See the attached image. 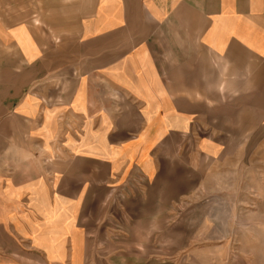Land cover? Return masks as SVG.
<instances>
[{
	"label": "crops",
	"instance_id": "0c3cea01",
	"mask_svg": "<svg viewBox=\"0 0 264 264\" xmlns=\"http://www.w3.org/2000/svg\"><path fill=\"white\" fill-rule=\"evenodd\" d=\"M264 144V0H0V264H250L209 178Z\"/></svg>",
	"mask_w": 264,
	"mask_h": 264
},
{
	"label": "rangeland",
	"instance_id": "374dc122",
	"mask_svg": "<svg viewBox=\"0 0 264 264\" xmlns=\"http://www.w3.org/2000/svg\"><path fill=\"white\" fill-rule=\"evenodd\" d=\"M239 144L240 159L224 160L211 171L209 200L229 217L224 228L235 234V250L250 264H264V144Z\"/></svg>",
	"mask_w": 264,
	"mask_h": 264
}]
</instances>
